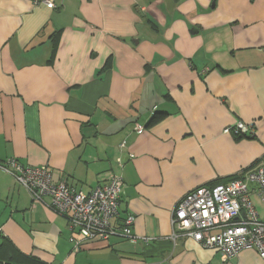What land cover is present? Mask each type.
Segmentation results:
<instances>
[{
  "label": "crops",
  "instance_id": "1",
  "mask_svg": "<svg viewBox=\"0 0 264 264\" xmlns=\"http://www.w3.org/2000/svg\"><path fill=\"white\" fill-rule=\"evenodd\" d=\"M238 121L254 134L224 132ZM263 154L264 0H0V163L48 165L85 192L121 174L113 223L133 215L140 237L75 249L68 218L0 168V231L21 252L42 264H264L254 248L223 261L171 238L179 201ZM250 195L264 217L252 184Z\"/></svg>",
  "mask_w": 264,
  "mask_h": 264
},
{
  "label": "built area",
  "instance_id": "2",
  "mask_svg": "<svg viewBox=\"0 0 264 264\" xmlns=\"http://www.w3.org/2000/svg\"><path fill=\"white\" fill-rule=\"evenodd\" d=\"M31 1L34 5L58 7V0ZM135 130L142 133L145 126L136 124ZM254 130L253 123L238 121L224 132L245 136L254 134ZM125 146L126 141L121 144ZM0 168L28 190L33 203L43 204L68 218L75 249L87 240H109L114 236L138 242L140 237L133 232V215H129L122 226L113 223L119 214L124 188L121 174L114 172L107 184H99L85 192L76 190L66 181L54 182L48 165L31 166L10 158L0 163ZM250 184L264 201L263 164L227 182L201 186L189 192L173 209L171 238L176 241L180 236L190 237L205 248L218 250L223 261L248 248H254L264 260V217L251 198Z\"/></svg>",
  "mask_w": 264,
  "mask_h": 264
},
{
  "label": "trees",
  "instance_id": "3",
  "mask_svg": "<svg viewBox=\"0 0 264 264\" xmlns=\"http://www.w3.org/2000/svg\"><path fill=\"white\" fill-rule=\"evenodd\" d=\"M158 119L159 117H154L149 124H153ZM223 182L227 181L219 183ZM0 264H42V261L34 255H27L21 252L12 241L0 231Z\"/></svg>",
  "mask_w": 264,
  "mask_h": 264
}]
</instances>
